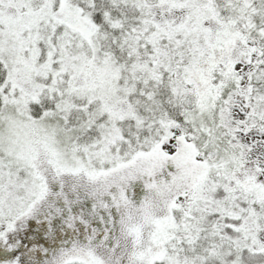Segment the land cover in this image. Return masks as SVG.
<instances>
[{"label": "snow or ice", "instance_id": "1", "mask_svg": "<svg viewBox=\"0 0 264 264\" xmlns=\"http://www.w3.org/2000/svg\"><path fill=\"white\" fill-rule=\"evenodd\" d=\"M0 264H264V0H0Z\"/></svg>", "mask_w": 264, "mask_h": 264}]
</instances>
